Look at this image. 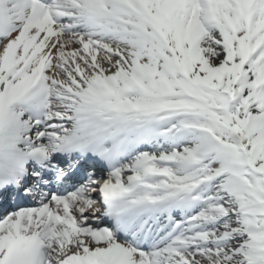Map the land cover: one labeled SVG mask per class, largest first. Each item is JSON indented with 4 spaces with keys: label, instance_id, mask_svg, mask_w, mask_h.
I'll use <instances>...</instances> for the list:
<instances>
[{
    "label": "snow or ice",
    "instance_id": "obj_1",
    "mask_svg": "<svg viewBox=\"0 0 264 264\" xmlns=\"http://www.w3.org/2000/svg\"><path fill=\"white\" fill-rule=\"evenodd\" d=\"M0 264H264V0H0Z\"/></svg>",
    "mask_w": 264,
    "mask_h": 264
}]
</instances>
